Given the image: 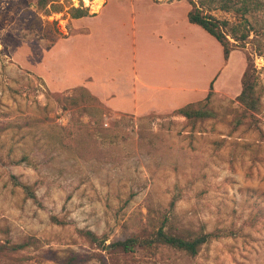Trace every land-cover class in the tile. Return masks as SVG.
I'll list each match as a JSON object with an SVG mask.
<instances>
[{
    "label": "rangeland",
    "instance_id": "374dc122",
    "mask_svg": "<svg viewBox=\"0 0 264 264\" xmlns=\"http://www.w3.org/2000/svg\"><path fill=\"white\" fill-rule=\"evenodd\" d=\"M38 1L0 0V264H264V0H58L80 19ZM190 1L247 19V42L226 60ZM157 61L190 87L171 103L212 114L146 111L133 63L146 75ZM248 67L257 110L239 100ZM161 227L210 236L196 254L146 243ZM131 237L134 250L115 245Z\"/></svg>",
    "mask_w": 264,
    "mask_h": 264
},
{
    "label": "trees",
    "instance_id": "16d2710c",
    "mask_svg": "<svg viewBox=\"0 0 264 264\" xmlns=\"http://www.w3.org/2000/svg\"><path fill=\"white\" fill-rule=\"evenodd\" d=\"M84 1L87 4L93 3L92 6L97 10L99 7H101V3L104 0ZM58 2V0H51V8L46 10L47 15H51L54 12L53 8H55L57 12H62V10L66 11L70 15V17L73 18H81L88 14L87 11L81 7H75L73 4H71L70 6L64 5ZM190 2L192 4V8L188 12V20L191 23L196 24L206 30L220 42L223 47V54L226 60L229 58L231 51L235 47L241 46V44L244 45L247 42V39L249 38L251 33V29H248L247 23H245L247 19H238L233 23H231L229 20H220L211 13L205 12L201 7L197 5L196 2ZM38 4L47 6V0H39ZM242 27L244 28V30L241 29ZM240 30L242 31L239 34ZM228 35H231V37L234 38L236 42L231 41ZM51 40L55 42L56 38L52 37ZM211 94L212 90L210 89L207 97H210ZM239 100L244 104L246 108L250 110H257L258 108V100L255 97V84L252 80L249 67L243 74V89L239 95ZM175 113L183 115L188 119L194 117H207L212 114V112L208 110L207 107L200 106L197 102H189L187 104H184L177 108L175 110ZM209 236V233H205L196 238L187 239L175 234H170L161 227L157 230L154 237L147 240L146 243H164L175 248L185 250L190 254H196L198 252L199 246L207 241ZM138 243H140V240L138 238L131 237L125 240L117 241L115 245L122 247L126 251H132ZM78 261L79 256L72 254L68 259L60 264H77Z\"/></svg>",
    "mask_w": 264,
    "mask_h": 264
},
{
    "label": "crops",
    "instance_id": "0c3cea01",
    "mask_svg": "<svg viewBox=\"0 0 264 264\" xmlns=\"http://www.w3.org/2000/svg\"><path fill=\"white\" fill-rule=\"evenodd\" d=\"M101 13L97 14L96 16H99ZM158 36H159L158 41L160 42L165 41L167 44L169 45L171 44L170 43L171 39L169 37L164 39L163 38L164 36L161 35ZM142 55L146 56V38L143 45ZM144 65L146 64L144 63L143 66ZM133 69H134V75H132V78L136 84V87L138 86L135 92L139 93V94H133V97L136 98L143 95L144 97H146V111L159 110V107H162V109L160 110H164V109L168 110L171 108H176L177 107L176 104H173L170 101H172V99L176 96L181 97L180 94L182 93L180 92L190 90L189 85L184 86L182 84V86H180L176 84L178 76L180 78L181 76L178 74L177 67L174 64V62L170 63L166 61L165 63H161V65L159 64L158 61L154 62L152 68H150V72L146 70V75L140 73V71L141 72L145 71L143 69H146V67H142L139 62L133 63ZM82 80L85 82V86L95 96L106 99V101H109L107 99H110L111 106H114L120 110L122 109L121 107L116 106V104L112 103L113 101H117L116 98L119 96V94L117 96H115V94L111 92L110 94H108L107 88L101 85L102 80H100L99 77H96L94 75L92 76V74L88 72L86 75H83ZM167 105L173 107L166 109L165 107ZM135 112H139V111L135 110Z\"/></svg>",
    "mask_w": 264,
    "mask_h": 264
}]
</instances>
